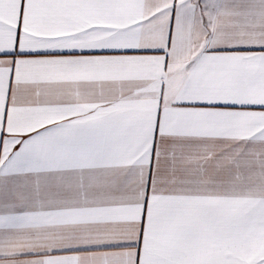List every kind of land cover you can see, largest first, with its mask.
<instances>
[{
	"label": "snow or ice",
	"instance_id": "6c2138e0",
	"mask_svg": "<svg viewBox=\"0 0 264 264\" xmlns=\"http://www.w3.org/2000/svg\"><path fill=\"white\" fill-rule=\"evenodd\" d=\"M0 264H264V0H0Z\"/></svg>",
	"mask_w": 264,
	"mask_h": 264
}]
</instances>
